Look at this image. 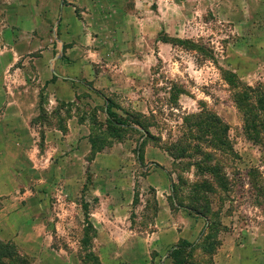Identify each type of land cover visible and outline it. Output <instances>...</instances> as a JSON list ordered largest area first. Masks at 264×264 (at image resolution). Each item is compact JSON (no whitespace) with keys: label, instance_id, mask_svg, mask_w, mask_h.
Returning <instances> with one entry per match:
<instances>
[{"label":"rangeland","instance_id":"1","mask_svg":"<svg viewBox=\"0 0 264 264\" xmlns=\"http://www.w3.org/2000/svg\"><path fill=\"white\" fill-rule=\"evenodd\" d=\"M71 1L67 14L64 7L43 10L59 17L58 24L44 23L39 31L48 44L43 51L62 47L66 40L65 47L88 56L87 65L106 81L122 69L121 63L123 73L114 90L103 88L99 103L87 88L93 83L85 80L83 86V75L74 105L51 108L50 93L41 91L37 126L66 131L74 115L87 122L95 146L87 185L71 214L54 217L59 225L54 222L49 252L41 240L35 242L37 248L0 240L14 244L33 264H95L94 256L103 264L100 252L106 240L99 241L90 220L99 192L112 195V206L122 205L120 213L128 216L121 228L109 232L114 239L110 255L119 258L111 264H142V250L136 247L172 222L171 216L158 218L164 208L172 210L173 222L180 225L181 212L192 220L197 215L191 208L210 205L212 210L196 242L183 241L169 251L174 264H215V255L233 244L264 246V147L251 139L245 122L247 114L260 112L252 91L264 90V0ZM71 16L73 22L62 24V18ZM108 109L122 116L125 126L108 129ZM214 117L229 128L230 152L203 138L202 120ZM261 136L264 144V132ZM203 153L222 167L226 191L195 166L208 159ZM207 182L215 192L206 191ZM11 203L0 198V213ZM6 229L0 217V235L6 236ZM19 235L25 242L32 238Z\"/></svg>","mask_w":264,"mask_h":264},{"label":"crops","instance_id":"2","mask_svg":"<svg viewBox=\"0 0 264 264\" xmlns=\"http://www.w3.org/2000/svg\"><path fill=\"white\" fill-rule=\"evenodd\" d=\"M62 3L60 0H0V198L12 202L0 213L7 227V235L0 237L32 248H37L35 242L41 240L45 242L41 248L46 252L51 250L54 241V217L68 216L73 204L80 202L79 194L87 185L85 176L94 148L87 122L80 121L77 115L69 119L66 131L34 123L40 115L41 91L50 93L51 108L59 103L74 105L87 80L93 83L87 88L95 92L99 103L103 100L104 87L116 88V80L124 67L121 63L122 69L118 68L106 81L104 74L97 75L87 65L90 64L88 56L65 47L66 40L62 47L43 51L48 44L39 31L44 23L59 22L58 16L43 10L64 7L66 14L69 13L74 2ZM72 17L62 18V24L73 22ZM94 196L97 205L90 220L99 232V241L106 240L100 252L102 263L111 264L119 258L110 255L114 239L109 232L115 233L113 229L121 228L120 221L127 222L128 216L120 213L122 205L112 206V195L98 192ZM169 216L172 222L168 221L160 233L149 234L148 242L136 247L142 250V264H174L169 251L183 241L198 240L204 218L196 216L193 224L181 212L177 217L183 225L176 224L175 215L167 208L162 209L158 218L164 221ZM23 233L32 238L22 241L19 234ZM129 257L122 256L131 262ZM215 257V264H263L264 246L233 244L228 252H219Z\"/></svg>","mask_w":264,"mask_h":264},{"label":"trees","instance_id":"3","mask_svg":"<svg viewBox=\"0 0 264 264\" xmlns=\"http://www.w3.org/2000/svg\"><path fill=\"white\" fill-rule=\"evenodd\" d=\"M254 93H257L256 99H257V108L260 112H257L252 115V114H247L246 116V130L250 134L251 139L258 145L263 144V138L262 134L264 132V90H255L252 91ZM249 100L251 97L249 96ZM107 115V126L108 129L113 128L114 126H125L126 120L114 112V110H107L105 112ZM263 115V116H262ZM252 116V117H251ZM139 127L145 130L146 136L152 137L150 131L147 128H144L141 124H139V121L137 123ZM200 129L201 132L203 133V138L207 139L210 138L211 140H208L212 146L215 149L223 150V151H228L230 152V142L228 140V126L225 125L220 118L214 117L213 120H202V123L200 124ZM94 148V153H95V146L93 144ZM199 151V150H198ZM200 152V151H199ZM198 152V153H199ZM186 153V152H185ZM202 153V152H200ZM173 155V154H172ZM203 156H206L208 159L202 160V161H197L195 162V166L198 167L199 171L203 174H209L210 176L213 177L217 188L226 191L228 189V179L226 178L222 167L219 166L218 164H211V158L213 155L211 154H204ZM175 160L181 159L178 157H174ZM183 158H186L183 157ZM257 185H254L256 187ZM206 191L209 193H213L216 191V187L212 184L207 182L206 185ZM261 191H259L260 193ZM262 193L258 194V196L261 197ZM192 214L197 215L198 217H202L204 219H209V213L211 210V206H195L194 208L190 209ZM90 221V220H89ZM88 225L91 226V224L88 222ZM187 243V242H186ZM94 261L95 264H101L100 260L98 257L94 256ZM0 264H33L32 261L22 255L17 247L14 244L11 243H4L0 240Z\"/></svg>","mask_w":264,"mask_h":264}]
</instances>
